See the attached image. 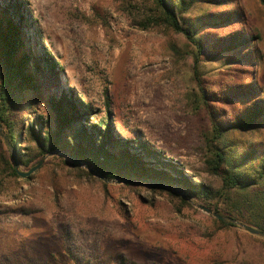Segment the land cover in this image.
<instances>
[{
    "label": "rangeland",
    "instance_id": "1",
    "mask_svg": "<svg viewBox=\"0 0 264 264\" xmlns=\"http://www.w3.org/2000/svg\"><path fill=\"white\" fill-rule=\"evenodd\" d=\"M19 1L27 12L32 57L51 60L63 89L72 90L96 114L84 124L108 118L113 137L129 141L137 151L143 143L190 178L194 174L206 181L199 147L206 120L193 109L198 84L192 48L182 36L140 30L118 0ZM227 1V10L235 11L238 20L223 33L236 29L253 37L250 49L257 58L249 71L238 67L248 73L238 83L256 85L264 100L263 0ZM197 77L215 89L225 70L219 60L201 57ZM54 87L60 97L61 89ZM46 92L36 94L39 112L33 115L44 118L48 128L54 114L46 105ZM1 132L0 157L10 160L27 147L22 131L14 147ZM45 156L29 177H4L0 264H264L263 238L249 239L236 226L220 229L196 207L201 203L177 186L191 201L185 200L189 207L151 191L147 180L108 182L92 172L89 178L72 164L88 169L61 152Z\"/></svg>",
    "mask_w": 264,
    "mask_h": 264
},
{
    "label": "trees",
    "instance_id": "2",
    "mask_svg": "<svg viewBox=\"0 0 264 264\" xmlns=\"http://www.w3.org/2000/svg\"><path fill=\"white\" fill-rule=\"evenodd\" d=\"M118 1L131 11L132 22L140 30L180 35L192 48L189 56L198 84L193 109L206 120L199 139L206 181L194 174L190 178L143 143L137 151L129 141L113 137L108 118L97 124H84L88 118L95 119L96 114L78 101L72 90L63 89L51 60L32 57L27 12L21 1L9 0L8 4L0 2V127L13 147L21 139V131L26 134L27 147L22 153L17 152V162L31 169L45 155L61 152L64 158L69 155L103 181L142 179L177 186L218 215L264 232V100L256 85L238 83L248 75L238 67L249 71L257 61L250 49L253 37L236 29L223 33L224 27L234 28L238 20L235 11L227 10V0H147L145 4ZM207 56L219 60L225 70L224 80L215 89L197 77L201 57ZM34 60L41 64L33 66ZM51 86L61 89L60 97ZM45 90L46 105L54 114L53 126L48 128L44 118L33 115L39 112L36 94ZM28 115L33 118L29 120ZM72 165L92 178L89 170ZM5 176L20 178L13 158L8 160L2 155L0 195L6 190ZM150 187L151 191L166 193L189 207L178 195L159 186ZM213 221L222 230L235 227L215 218ZM119 264L126 263L120 260Z\"/></svg>",
    "mask_w": 264,
    "mask_h": 264
},
{
    "label": "water",
    "instance_id": "3",
    "mask_svg": "<svg viewBox=\"0 0 264 264\" xmlns=\"http://www.w3.org/2000/svg\"><path fill=\"white\" fill-rule=\"evenodd\" d=\"M0 135L1 137H3V134L1 132V127H0ZM68 156L73 162H75L76 164H78L80 167H83V168H86L84 165H82L80 162L76 161L74 158L70 157L69 155H66ZM12 158H13V162H14V169H15V172L16 174L21 177V178H26V177H29L31 174H33L42 164V162L44 161V159L46 158V156L42 157L37 163L35 166H33L31 169H29L27 172H21L19 170V163L17 162V159L15 157V154L13 153L12 154ZM87 169V168H86ZM89 170V169H88ZM90 172H92L94 175H96L98 178H101L99 177L97 174H95L94 171L92 170H89ZM110 182V181H108ZM123 183L126 182V180L122 181ZM147 182L151 183L152 185H158L159 187L161 188H164L165 190H168L178 196H180L181 198H183L184 200H186L187 202H191L184 194H182L179 190H177V188L175 186H169V185H166L165 183L163 182H159V181H155V180H147ZM117 183H120V182H117ZM199 210H201L202 212H204L205 214L209 215V216H212L213 218L217 219V220H221V221H224L226 223H230L240 229H242L244 232L252 235V236H256V237H260V238H263L264 239V232L260 231V230H257L253 227H250V226H247L237 220H234L232 218H228V217H223V216H220L218 215L217 213L213 212L212 210H209L203 206H196Z\"/></svg>",
    "mask_w": 264,
    "mask_h": 264
}]
</instances>
